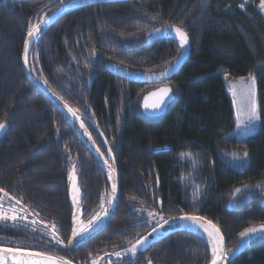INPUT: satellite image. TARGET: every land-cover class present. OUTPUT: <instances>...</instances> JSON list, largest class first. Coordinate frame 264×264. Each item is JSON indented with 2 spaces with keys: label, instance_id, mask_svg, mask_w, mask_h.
<instances>
[{
  "label": "trees",
  "instance_id": "trees-1",
  "mask_svg": "<svg viewBox=\"0 0 264 264\" xmlns=\"http://www.w3.org/2000/svg\"><path fill=\"white\" fill-rule=\"evenodd\" d=\"M259 2L95 0L70 4L43 30L31 52V72L48 80L47 87L63 97L60 102L79 110L106 165L89 151L66 111L55 107L24 75L28 21L49 15L60 0H0V122L9 125L0 138V188L32 208L34 220L55 223L64 246L45 245L36 231H25L18 239L8 236L0 243L23 242L75 264H92L151 231L147 212L137 211L144 208L164 219L187 213L211 220L224 235L229 264H264V239L241 246L239 237L244 228L264 222V204L253 199L236 209L228 205L235 187L264 179V128L250 138L227 137L235 119L224 81V74L234 79L255 75L264 111V68L259 67L264 64V17ZM167 24L185 28L192 51L167 82L176 98L166 114L148 117L141 100L157 85L129 82L108 67L166 69L181 51L179 42L162 39L149 44L146 36ZM231 150L248 151L246 170L226 162L225 153ZM185 153L199 160L197 168ZM112 156L120 195L117 206L113 201L105 207L109 212L115 209L114 215L98 233L73 247L69 240L74 218L90 219L112 196ZM73 165L81 188L77 216L68 179ZM149 258L152 264H210L211 250L200 234L177 228L135 258L126 256L123 264H146Z\"/></svg>",
  "mask_w": 264,
  "mask_h": 264
},
{
  "label": "snow or ice",
  "instance_id": "snow-or-ice-1",
  "mask_svg": "<svg viewBox=\"0 0 264 264\" xmlns=\"http://www.w3.org/2000/svg\"><path fill=\"white\" fill-rule=\"evenodd\" d=\"M63 2L64 0H60L61 4H63ZM240 7H244V4H241ZM259 7L264 10V0H260ZM50 22L51 17L48 16L47 12L40 17L38 22L34 23L28 21L22 54L24 65H28L29 63L30 47L35 51V46L43 37L41 26L47 25ZM165 30L174 32L175 36L178 37L179 47L182 50L189 46V36L187 31L177 25H164L163 28H154L148 35L151 37L154 34H158ZM178 63L179 60H177V64ZM259 67L264 68V64L259 65ZM171 71L172 68L169 67L168 70L161 73V78H166ZM33 79L40 80V77H33ZM224 79L228 82L232 96V103L235 106V135L241 138H250L259 128H264V119H262V117H264V111H262L258 100L257 79L255 75L252 74H249L247 77H241L238 81L232 80L229 75H226ZM42 84L47 87L48 80L43 79ZM48 91L57 99L63 100V97L58 96L53 89L48 88ZM171 92V87L166 86L150 93L149 97L144 100V108L152 111L160 110L165 105L166 101L171 98ZM68 112H70L74 118L79 119L78 109L69 107ZM80 126L81 128H84L82 120ZM6 128V122H0V133H3ZM59 131V128H57V135H59ZM85 131L87 132V129H85ZM88 135L89 138H91V134L89 133ZM97 151L99 152V148H97ZM107 151L111 152V147H109ZM100 155L103 156L104 154L101 152ZM183 155L191 162L194 169L199 166V160L192 153H185ZM225 155H230L233 162L239 161L240 163L234 164V166L241 171L246 170L250 165L248 151L225 153ZM112 159L114 160L115 157L113 156ZM104 163L106 165L108 164L107 159H105ZM75 167V165L72 166V171L69 173L68 179L72 182V202L74 205H77V213L79 214L81 210L79 208L77 197L80 194V190L76 184L77 176ZM108 167L110 169L109 179L112 180L111 190L113 195L107 201L101 203V211L92 216L87 223L79 219L78 216L74 218L73 223L75 226L71 228V239L69 240L70 245H72L73 241H78L82 244L86 242L87 239L91 238L92 233L97 230L99 225L103 223L104 218L109 215V209L108 207H105V203L112 205L113 201L117 199L115 195L117 191V183L112 175L115 169H113L111 165H108ZM259 187H261L259 184L254 185L247 183L243 184L242 187H235L233 189L232 199L238 200L241 195L246 196L247 194H250L253 189ZM154 198L153 195V199ZM5 200L9 202L15 201L16 204H19L20 202L15 196H9V193L6 192L4 188H0V223L8 225V223L11 222V225L14 228L22 230L31 229L36 232L41 231V228H50L51 231H46L44 234L49 235L56 244L64 245V240L60 238L59 235L60 229L57 228L55 223L48 225L45 224L44 221L29 220L27 215H22L17 211L15 205L5 208ZM195 202L196 201L194 200L193 205H195ZM23 211L26 212L27 210L24 209ZM137 211L140 213L147 212V217L150 219L145 222L149 224L151 231L148 232L147 235L136 239L135 243L129 241L130 247L125 248L123 252H114L113 255H115L118 260L122 256L135 258L138 251H146L149 247V238L153 237L154 234L160 232L163 228L161 221H163V223H169V221L164 220V217L158 212L147 211L144 208H139ZM170 219L187 221L207 234L208 242L211 245L210 264H229V254L225 248L224 235L221 229L211 220H205L202 216L188 215L187 213L179 217H171ZM258 234H264V222H261L259 225L253 224L250 227H246L239 233V237L242 241L241 246L251 244L252 238ZM2 239L3 238H0V240ZM73 247H75V245H73ZM100 259H102V257ZM0 264H72V262L65 259L63 256L49 254V251L47 250L37 251L31 246L23 245V242L9 241L8 246H4L0 243ZM92 264H98V261L93 260ZM146 264H152V260L150 258L147 259Z\"/></svg>",
  "mask_w": 264,
  "mask_h": 264
},
{
  "label": "water",
  "instance_id": "water-1",
  "mask_svg": "<svg viewBox=\"0 0 264 264\" xmlns=\"http://www.w3.org/2000/svg\"><path fill=\"white\" fill-rule=\"evenodd\" d=\"M91 1H95V0H66L65 2H63V4H60L52 13H50L48 15L49 17H51V22L49 24H47V25H42L41 26V31L43 32V30H45L46 27H48L54 20H56L58 17H60L70 4H81V3H84V2H91ZM167 25H174V24H167ZM158 28H163V26H160ZM184 30H185V28H184ZM152 31H150V32H152ZM148 34H147L146 37H147V43H149V44L157 42V41H160L162 39H173V40L178 41V37L175 36L174 32L168 31V30L161 31L160 33L154 34L151 37H149ZM188 36H189V46H187L183 50L181 49V51L178 54L177 58L166 69H164L162 71H159V72H143V71H138V70L131 69V68H129L127 66H124V65H121V64H111V65H109L108 68L113 74H115V75L121 77L122 79H125V80L129 81V82L136 83V84H159L158 87H156L154 89H151L147 93H145L143 98H142V100H141V109H142V112L146 116H148V117H159V116L165 115L167 110H168L169 105L175 100L176 96H175L173 87L171 85L167 84V82L170 81L171 79H173L180 72V70L183 68V66L188 61V59H189V57L191 55L192 40H191V37H190L189 34H188ZM31 52H32V48L30 47L28 65H24V63H23L24 75H25L26 79L39 92H41L55 107L58 108V107L61 106L69 114V116L74 120L75 124L78 127H80L81 134L83 136L84 142L87 145L89 151L92 153V155L96 158V160L99 163H104V161H105L104 155L103 156L100 155V153H101L100 149H99V152L97 151L98 146L95 143L93 137L91 136V138H89V135H88L89 133L85 131V129H86L85 124H84V128H81L80 122H81L82 119L80 117H79V119L74 118L71 115V113L68 112V108L70 106L67 103H65V102H60L56 97H54L51 94V92L48 91V87H45L42 84V80L33 79L34 76H33L32 72H31V68H30ZM177 60H179L178 64H177ZM169 67L172 68V71L169 73V75L166 78H161V73H163L164 71L168 70ZM166 86L167 87H171L172 92L170 93V97L171 98L166 101L165 105L160 110H157V111H152V110L145 109L144 108V100L149 97L150 93L155 92L158 89L166 87ZM8 130H9V125L7 124L6 130L3 133H0V138H2L8 132ZM112 168L115 169V171L112 173V175L115 178L116 183H117V191L115 193L117 199L114 201L115 206H117L118 202H119L120 185H119L118 169H117V165H116L115 159L114 160L112 159ZM112 195H113V193H112ZM77 199L79 201V208L81 209V196L79 195L77 197ZM114 211H115V209H111L110 210L109 215L107 216L106 221L104 222V224L99 226L97 228V230L94 233H92V235L98 233L105 225H107L110 222V220L112 219V217L114 215ZM77 215H78V213H77V205H76L75 216H77ZM205 220H207V219L205 218ZM75 242L76 241H73L72 245ZM224 242H225V248H226L225 238H224ZM237 254H235L233 257H231V260H234V258H235V256ZM103 257H102V259H103ZM102 259L99 258L98 264L100 263V261ZM72 264H75V263L72 262Z\"/></svg>",
  "mask_w": 264,
  "mask_h": 264
},
{
  "label": "rangeland",
  "instance_id": "rangeland-1",
  "mask_svg": "<svg viewBox=\"0 0 264 264\" xmlns=\"http://www.w3.org/2000/svg\"><path fill=\"white\" fill-rule=\"evenodd\" d=\"M262 15H263V17H264V10H263V12H262ZM226 75H228V74H224V77H225ZM247 76H248V75H247ZM247 76H241V77H247ZM241 77H238V78H236V79H234V78H231V79L234 80V81H238ZM256 79H257V78H256ZM224 81H225V86H226L227 93L229 94V96H230V98H231V100H232V96H231V92H230V90H229L228 82H227L225 79H224ZM257 93H258V100H259V102H260V94H259L258 82H257ZM232 104H233V103H232ZM233 109H234V113H235V106H234V105H233ZM261 130H262V128H259L255 134H257V133L260 132ZM230 134H231V135H230ZM230 136H235V137H237V136L235 135V127H234V129H233L231 132H229V133L227 134V137H230ZM237 138H239V139H243V138H241V137H237ZM242 151H245V150H231V151L228 152V153H231V152H242ZM249 156H250V154H249ZM225 160H226V162H227L229 165H231V166L234 167V168H236V167L234 166V164H238V163H240L239 161L233 162L232 159H231V156H230V155H225ZM250 160H251V158H250ZM71 171H72V168H71ZM71 171H70V172H71ZM76 176H77L76 184H77V186H78V188H79V190H80V194H81V188H80L79 183H78V175H77V172H76ZM69 182H70V190H71V197H72V182H71L70 180H69ZM247 184H254V185H255V184H259V185H261V187L253 189V191H252L250 194H247L246 196L241 195V197H240L238 200H233L232 197H231L230 200H229V203H228L229 207H231V208H235V209H236V208L241 207L244 203H246V202H248V201H251V200H253V199H258V200H260V202H261L262 204H264V179L256 180V181H251V182H247ZM242 186H243V184H242V185H239V186H237V187H242ZM195 189H196V190H195V196H198V189H199V187L196 186ZM80 194H79V195H80ZM11 205H15V207H16V203H15V202H13V201L9 202V201L5 200V203H4V207H5V208H9ZM16 209H17V207H16ZM91 218H92V217H91ZM91 218H90V219H91ZM106 218H107V217L104 218L103 223L100 224L99 226H101V225L104 224V222L106 221ZM79 219H81V218H79ZM81 220H83V219H81ZM88 220H89V219H88ZM88 220H86V221L83 220V221H84L85 223H87ZM164 220H168L169 223H163V221H161V223L163 224V228L161 229L160 232L154 234L153 237H150V238H149V244H150L152 241L158 239L159 237L165 235L167 232H170V231L175 230V229H177V228H183V229H188V230L194 231V232L200 234L201 236H203V237L207 240V242H208L207 234L204 233L201 229L196 228L194 225H191L189 222H187V221H183V220H179V219H176V220L164 219ZM9 223H11V222H9ZM256 225H259V224H256ZM147 234H148V233H147ZM147 234H145V235H147ZM145 235H144V236H145ZM142 237H143V236H142ZM260 239H264V234H258L257 236H254V237L252 238V242H253V241H256V240H260ZM134 243H135V242H134ZM208 243H209V242H208ZM241 245H242V242H241ZM209 246H210V250H211V245H210V243H209ZM128 247H130V245H129ZM128 247H127V248H128ZM122 252H123V251H122ZM140 252H142V251H138V252H137V255H138ZM228 254H229V252H228ZM229 260H230V258H229Z\"/></svg>",
  "mask_w": 264,
  "mask_h": 264
},
{
  "label": "flooded vegetation",
  "instance_id": "flooded-vegetation-1",
  "mask_svg": "<svg viewBox=\"0 0 264 264\" xmlns=\"http://www.w3.org/2000/svg\"><path fill=\"white\" fill-rule=\"evenodd\" d=\"M124 66H125V65H124ZM156 85H157L156 87L159 86V84H156ZM156 87H154V88H156ZM154 88H152V89H154ZM66 113H67V112H66ZM67 114H68V113H67ZM68 116H69V114H68ZM69 117H70V116H69ZM79 117L81 118L80 115H79ZM70 118H71V117H70ZM71 119H72V118H71ZM81 119H82V118H81ZM72 121L74 122L73 119H72ZM82 121H83V119H82ZM83 122H84V121H83ZM74 124H75V122H74ZM84 124H85V123H84ZM75 125H76V124H75ZM76 127L79 129V131H80V133H81V129H80V127H78L77 125H76ZM85 127H86V129H87L86 124H85ZM87 132H88V131H87ZM9 196H10V195H9ZM19 201H20V200H19ZM13 202H15V201H13ZM16 207H17V211H19L22 215H27L29 220H34L33 217H32V212H34V211L32 210V208H30L29 206L24 205V204L22 203V201H20L19 204H16ZM24 209H26L27 211H26V212L23 211ZM44 223H45V224H48V225H51V224H50L49 222H47V221H45ZM25 231H29V232H30L29 235H32V233H33V231H32L31 229L22 230V229H17V228L12 227L11 223H8V225H5V224H3V223H0V238H3V239L0 240V241H8V240H9L8 236H10V237H12V238H14V239H18V238L24 236ZM46 231H51V229H50V228H48V229L41 228V231H38L39 234L41 235L42 243H44L45 245H51L52 247H55V248H56V247H59V246H64V245L56 244L55 241H53L49 235H45L44 233H45ZM11 234H15V235L11 236ZM25 234H26V233H25ZM59 235H60V238H62V234H59ZM76 242H77V241H76ZM6 243H8V242H6ZM121 252H122V251H121ZM113 253H114V252L104 253V254H103L104 257H103V255H101V257H103V259L100 261L99 264H103V262H104L105 260H107V261H106V264H120V263H122V262H125L126 256H122V257L118 260L117 257H116L115 255H113ZM101 257H100V258H101ZM96 260L98 261L99 258H97Z\"/></svg>",
  "mask_w": 264,
  "mask_h": 264
},
{
  "label": "bare ground",
  "instance_id": "bare-ground-1",
  "mask_svg": "<svg viewBox=\"0 0 264 264\" xmlns=\"http://www.w3.org/2000/svg\"><path fill=\"white\" fill-rule=\"evenodd\" d=\"M118 77V76H117Z\"/></svg>",
  "mask_w": 264,
  "mask_h": 264
}]
</instances>
